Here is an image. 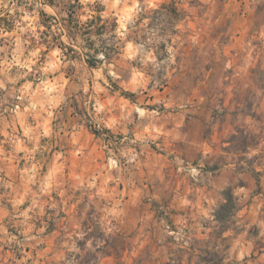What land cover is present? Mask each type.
<instances>
[{"label": "rangeland", "instance_id": "1", "mask_svg": "<svg viewBox=\"0 0 264 264\" xmlns=\"http://www.w3.org/2000/svg\"><path fill=\"white\" fill-rule=\"evenodd\" d=\"M47 1L0 0V264H264V0Z\"/></svg>", "mask_w": 264, "mask_h": 264}, {"label": "trees", "instance_id": "2", "mask_svg": "<svg viewBox=\"0 0 264 264\" xmlns=\"http://www.w3.org/2000/svg\"><path fill=\"white\" fill-rule=\"evenodd\" d=\"M47 4H49L50 6H60V4L64 6V9L68 15V18L75 23V21L77 23H79V21L76 19L78 16V14L76 13L77 10L81 7H83V5L81 4L80 0H68V1H65V0H60L59 2H57L56 0H48L47 1ZM164 5H166V3H163V7ZM171 14H174V17H178V13H177V8L174 7V10L171 12ZM8 16L10 17V15L8 14ZM41 16L44 18L46 17V14L44 13H41ZM8 19H5V18H0V24L4 21V22H8L7 21ZM97 20H101V17L100 16H96L94 18V20H91L90 23H94L95 21ZM1 25H0V29H1ZM5 31L7 32H11V28H5ZM101 31V33L99 34H105L106 33V27L105 25H103L101 27V29L99 30ZM90 33V32H89ZM104 56L106 58H109V55L104 53ZM96 55H93L92 56V59L94 60H89L88 63H89V66L90 67H96L97 66V63L98 61H96ZM233 197L232 196H229L227 198V204L224 205L222 208H226L229 204H233ZM46 222L48 224V227H47V233L50 234V233H53L55 230H56V224H55V218H52V220L50 222L47 221L46 219Z\"/></svg>", "mask_w": 264, "mask_h": 264}, {"label": "crops", "instance_id": "3", "mask_svg": "<svg viewBox=\"0 0 264 264\" xmlns=\"http://www.w3.org/2000/svg\"><path fill=\"white\" fill-rule=\"evenodd\" d=\"M224 180H225V179H224ZM224 180H223V181H224ZM222 183L225 184L224 182H222ZM223 186H224V185H223ZM218 188H219V189L222 188L221 183L218 184Z\"/></svg>", "mask_w": 264, "mask_h": 264}]
</instances>
